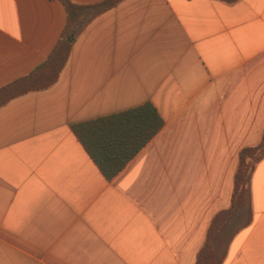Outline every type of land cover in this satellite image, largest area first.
<instances>
[{
    "label": "crops",
    "instance_id": "1",
    "mask_svg": "<svg viewBox=\"0 0 264 264\" xmlns=\"http://www.w3.org/2000/svg\"><path fill=\"white\" fill-rule=\"evenodd\" d=\"M70 1L93 8L56 81L0 105V264H194L264 131V0ZM66 21L59 0H0V88ZM144 103L163 126L108 180L71 127ZM247 203L222 264H264V157Z\"/></svg>",
    "mask_w": 264,
    "mask_h": 264
},
{
    "label": "trees",
    "instance_id": "2",
    "mask_svg": "<svg viewBox=\"0 0 264 264\" xmlns=\"http://www.w3.org/2000/svg\"><path fill=\"white\" fill-rule=\"evenodd\" d=\"M59 1L66 10L67 21L58 41L41 65L28 75L0 88V105L28 91L45 89L56 81L68 58L72 34L77 29L73 24L79 15L88 13L93 8V6L74 4L70 0ZM217 1L234 4L238 0ZM162 126L163 121L154 106L151 103H144L107 117L72 125L71 129L99 171L109 180L150 141ZM263 157L264 131L256 146L240 150L233 178L231 204L229 208L213 216L194 264H222L224 261L227 243L234 232L231 223L239 213L246 211L249 214L247 196L250 179L256 164Z\"/></svg>",
    "mask_w": 264,
    "mask_h": 264
},
{
    "label": "rangeland",
    "instance_id": "3",
    "mask_svg": "<svg viewBox=\"0 0 264 264\" xmlns=\"http://www.w3.org/2000/svg\"><path fill=\"white\" fill-rule=\"evenodd\" d=\"M246 217L247 215L244 211L239 213L233 220L234 225L232 226V228L240 227V225L245 222Z\"/></svg>",
    "mask_w": 264,
    "mask_h": 264
}]
</instances>
